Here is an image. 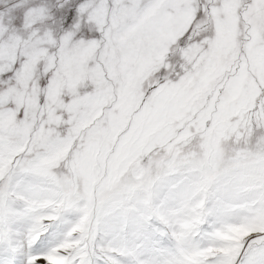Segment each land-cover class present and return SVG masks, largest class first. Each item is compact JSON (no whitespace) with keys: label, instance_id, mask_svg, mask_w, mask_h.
Returning <instances> with one entry per match:
<instances>
[{"label":"snow or ice","instance_id":"6c2138e0","mask_svg":"<svg viewBox=\"0 0 264 264\" xmlns=\"http://www.w3.org/2000/svg\"><path fill=\"white\" fill-rule=\"evenodd\" d=\"M0 264H264V0H0Z\"/></svg>","mask_w":264,"mask_h":264}]
</instances>
